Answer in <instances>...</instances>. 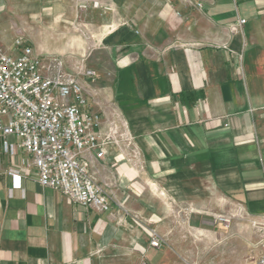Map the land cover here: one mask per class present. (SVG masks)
<instances>
[{
  "label": "crops",
  "instance_id": "crops-1",
  "mask_svg": "<svg viewBox=\"0 0 264 264\" xmlns=\"http://www.w3.org/2000/svg\"><path fill=\"white\" fill-rule=\"evenodd\" d=\"M17 38L111 136L88 171L117 215L42 188L0 138V264H171L214 216L264 220V0H0V49Z\"/></svg>",
  "mask_w": 264,
  "mask_h": 264
},
{
  "label": "built area",
  "instance_id": "built-area-1",
  "mask_svg": "<svg viewBox=\"0 0 264 264\" xmlns=\"http://www.w3.org/2000/svg\"><path fill=\"white\" fill-rule=\"evenodd\" d=\"M91 7L98 9L100 5L93 1ZM244 23L239 20L238 25ZM14 46L16 56L0 49V138L17 140V146L29 155L42 188L115 218L117 212L88 171L93 160L106 159L104 147L111 141V136L100 134L99 115L88 110L81 85L63 71L59 60L44 61L20 38ZM85 75L94 73L88 70ZM9 174L19 179L17 170L10 169ZM232 220V216L217 215L212 224L228 230ZM261 227L264 230V220ZM149 245L152 249L161 247L154 232ZM255 264H264V254Z\"/></svg>",
  "mask_w": 264,
  "mask_h": 264
},
{
  "label": "rangeland",
  "instance_id": "rangeland-1",
  "mask_svg": "<svg viewBox=\"0 0 264 264\" xmlns=\"http://www.w3.org/2000/svg\"><path fill=\"white\" fill-rule=\"evenodd\" d=\"M20 39L23 43L27 42L24 38ZM39 57L46 61L43 57ZM53 59L59 60L60 63L62 61L59 57ZM62 69L67 73L63 66ZM261 224L262 221L243 220L238 216L233 219L228 230L213 225L200 234L188 233L186 242L182 244L181 258L169 261L171 264H255L264 254V230ZM162 245L161 241L160 248Z\"/></svg>",
  "mask_w": 264,
  "mask_h": 264
}]
</instances>
